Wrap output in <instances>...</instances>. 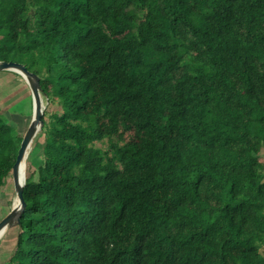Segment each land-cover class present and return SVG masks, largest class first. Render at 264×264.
<instances>
[{
    "label": "trees",
    "instance_id": "1",
    "mask_svg": "<svg viewBox=\"0 0 264 264\" xmlns=\"http://www.w3.org/2000/svg\"><path fill=\"white\" fill-rule=\"evenodd\" d=\"M0 61L47 105L9 264H264V0H0Z\"/></svg>",
    "mask_w": 264,
    "mask_h": 264
},
{
    "label": "water",
    "instance_id": "2",
    "mask_svg": "<svg viewBox=\"0 0 264 264\" xmlns=\"http://www.w3.org/2000/svg\"><path fill=\"white\" fill-rule=\"evenodd\" d=\"M3 71L16 72L22 75L28 83L33 98V115L22 140L16 163L13 166L12 179L18 203L16 204L14 202L11 211L0 220V239L8 231V229L20 225L21 218L27 207V203L24 198V189L27 177L22 178V164L26 162L29 150L35 137L42 131L44 126L43 116L46 109L39 75L30 71L25 64L15 61H0V72Z\"/></svg>",
    "mask_w": 264,
    "mask_h": 264
},
{
    "label": "rangeland",
    "instance_id": "3",
    "mask_svg": "<svg viewBox=\"0 0 264 264\" xmlns=\"http://www.w3.org/2000/svg\"><path fill=\"white\" fill-rule=\"evenodd\" d=\"M21 85L25 89V92L29 91L31 94L29 85L26 81L22 82ZM20 86L18 87V89H16L17 92H19V89L22 88ZM26 89H29V90H26ZM29 92L28 94L25 93L19 96L15 105H13L11 108L8 105V103H3L4 100L0 101V104H2L3 106V110L1 111L2 116L12 126H14V128L16 129L18 133L26 132L31 122V119H32L33 109L31 110V103H30V98L32 96L31 97L29 96ZM16 93H14L12 97ZM20 93H23V92H20ZM18 94L19 93H17V95ZM32 101H33V98H32ZM44 104L47 107L45 102ZM39 134L35 137V139H37ZM262 153H263L262 160L264 161V150ZM28 160L33 162V166L35 168L39 167L42 164V146L38 144V141H33L32 143V146L29 150L27 165H28ZM1 197H2V201L0 203V220L11 211V208L14 205V202H16L15 200H17L13 179L10 178L9 180H7L6 186L1 194ZM17 231H18L17 229L13 230L11 228L9 231L6 232L7 234L5 233L3 237L0 239V264H9L10 258L15 250ZM262 251L264 253V247Z\"/></svg>",
    "mask_w": 264,
    "mask_h": 264
},
{
    "label": "bare ground",
    "instance_id": "4",
    "mask_svg": "<svg viewBox=\"0 0 264 264\" xmlns=\"http://www.w3.org/2000/svg\"><path fill=\"white\" fill-rule=\"evenodd\" d=\"M28 156H29V153H28ZM28 156H27V159H28ZM27 159H26V162H24V163L22 164V178L27 177V176H25V168H26V164H27ZM15 203L17 204V203H18V200H16Z\"/></svg>",
    "mask_w": 264,
    "mask_h": 264
},
{
    "label": "crops",
    "instance_id": "5",
    "mask_svg": "<svg viewBox=\"0 0 264 264\" xmlns=\"http://www.w3.org/2000/svg\"><path fill=\"white\" fill-rule=\"evenodd\" d=\"M25 80V79H24ZM21 85V84H20ZM20 87H22L21 89L23 90V86L21 85ZM26 90H29V89H26ZM25 92V89L23 90ZM31 91V90H30ZM29 91H26V93H28ZM30 93V92H29ZM31 96H32V93H31Z\"/></svg>",
    "mask_w": 264,
    "mask_h": 264
}]
</instances>
